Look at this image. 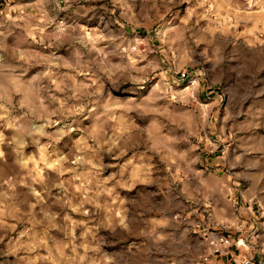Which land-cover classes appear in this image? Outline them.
<instances>
[{"label":"clouds","instance_id":"1","mask_svg":"<svg viewBox=\"0 0 264 264\" xmlns=\"http://www.w3.org/2000/svg\"><path fill=\"white\" fill-rule=\"evenodd\" d=\"M95 3L27 0L0 20V264H217L225 244L264 264L249 222L254 205L264 216V135L215 170L200 149L219 148L202 91L221 90V132L264 98V0H111L119 28Z\"/></svg>","mask_w":264,"mask_h":264},{"label":"rangeland","instance_id":"2","mask_svg":"<svg viewBox=\"0 0 264 264\" xmlns=\"http://www.w3.org/2000/svg\"><path fill=\"white\" fill-rule=\"evenodd\" d=\"M27 0H0V20H8L11 16L16 15L15 12L9 13L7 10L9 7L15 6L17 3H25ZM194 2V0H193ZM107 4L108 11H105L104 8L101 6L103 4ZM92 7L94 8V11L89 13V16H99L104 15L106 20L113 21V24L115 27L119 28L118 24H115V21L117 18H119L120 10L118 8L115 9V15H113L112 9L114 8V5L111 3V0H97V3L93 4ZM190 7L187 3H181L178 2L177 6L173 9V13L179 12L181 15L186 14V10ZM173 18L172 14L170 13L166 19L171 20ZM90 23H95L94 20L89 21ZM123 22V21H121ZM231 31V29H229ZM242 30V29H237ZM123 32H125L128 35H133L132 29L130 27H126L122 29ZM137 32L140 35H148V32L144 28L137 29ZM152 35H155V32H152ZM237 41L241 40L242 37H234ZM155 46L159 47V41L155 42ZM191 72V69L189 70ZM180 77L178 76V79ZM194 78L192 76H184L183 78V84H189ZM127 87V86H126ZM192 88L196 89L197 85L195 83L192 84ZM220 88L214 87L210 88L207 91H202L200 93V100L204 103L214 102L217 106V120H216V128L209 127L207 128V133L212 142H215L219 144V148H213V151L209 153L208 151H204V145H200V149L202 151V154L205 158V160L208 161L209 165L211 166V170H215L216 167H219V163L216 165H212V161L216 160V157L222 156L224 152L225 146L228 147L229 151L235 147L238 143H243L246 138L253 137V136H260L264 135V98L258 99L254 102H249V105L246 107L244 113L242 115L237 116L236 120L233 122L231 120H228L226 122V126L223 128V131L221 132V125L225 124L224 116H225V107L221 100L218 98V94L220 93ZM118 95H125L126 93L122 89ZM258 122L261 126L259 128L255 127L253 125V122ZM235 124V126H234ZM203 134V133H202ZM221 136L226 137V139H221ZM211 146V145H210ZM28 167H35L32 164L27 165ZM42 167V165H41ZM46 175L50 176H59L61 179H68L70 176V173H59L54 172L52 169H47L44 173ZM43 175V174H42ZM39 189V186H37ZM242 187L244 185L242 184ZM23 190V189H21ZM59 189H52V195L54 196ZM72 192H75V188L71 190ZM77 197H79V193H76ZM50 199L49 197H46ZM237 201L238 205L242 203V200H240L239 194L237 195ZM87 207H92L91 204L87 205ZM256 210V208L253 206L252 211ZM75 216L76 214L73 213ZM257 215L252 217L256 221ZM79 218V217H77ZM206 216L201 217V220H205ZM18 230V229H17ZM17 230L9 229L8 236L5 237V242L9 238H12L16 235ZM210 231H218V233H224L230 236H238L240 235L239 232L232 233L227 229H210ZM123 247V245H120ZM215 255V254H214ZM209 259H213V255L209 256ZM161 260L163 261V257H161ZM218 264V263H217Z\"/></svg>","mask_w":264,"mask_h":264},{"label":"crops","instance_id":"3","mask_svg":"<svg viewBox=\"0 0 264 264\" xmlns=\"http://www.w3.org/2000/svg\"><path fill=\"white\" fill-rule=\"evenodd\" d=\"M251 224H255L256 227H260V223H259V219L258 217H256V221L255 219L251 218V220L249 221ZM224 234V233H223ZM227 239L230 237V235L225 234ZM240 235L238 236H231L232 239H238ZM231 253H235V256H240V250L235 246H225V249L223 250V252H221L220 254H215L214 257L217 261L218 264H237V261L235 260V258L233 257V255H231Z\"/></svg>","mask_w":264,"mask_h":264},{"label":"built area","instance_id":"4","mask_svg":"<svg viewBox=\"0 0 264 264\" xmlns=\"http://www.w3.org/2000/svg\"><path fill=\"white\" fill-rule=\"evenodd\" d=\"M254 207L256 208V210H254L253 212L256 213L258 219H259V223H260V226L261 225H264V216H261L260 215V209H259V206L258 205H254ZM255 225V224H254ZM256 227V226H255ZM256 228H260V227H256ZM255 230V229H254ZM219 235L223 236L225 240H228L226 235L223 234V233H218ZM215 239V237H213V240ZM225 246H227V244H225ZM225 246H224V249H225ZM222 251L217 249L214 254H220Z\"/></svg>","mask_w":264,"mask_h":264}]
</instances>
